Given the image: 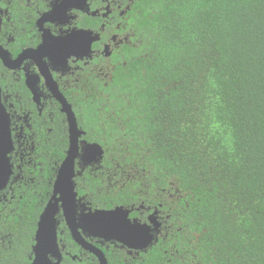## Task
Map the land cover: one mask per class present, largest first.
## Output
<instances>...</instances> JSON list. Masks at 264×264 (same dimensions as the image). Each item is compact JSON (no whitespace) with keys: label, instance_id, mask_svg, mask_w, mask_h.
<instances>
[{"label":"trees","instance_id":"obj_1","mask_svg":"<svg viewBox=\"0 0 264 264\" xmlns=\"http://www.w3.org/2000/svg\"><path fill=\"white\" fill-rule=\"evenodd\" d=\"M141 15L111 84L76 101L119 184L78 183L99 208L151 194L171 228L142 258L103 248L108 262L264 264V0H146ZM38 131L36 180L0 201V264H31L67 154V133ZM59 237L62 264H99L64 223Z\"/></svg>","mask_w":264,"mask_h":264},{"label":"flooded vegetation","instance_id":"obj_2","mask_svg":"<svg viewBox=\"0 0 264 264\" xmlns=\"http://www.w3.org/2000/svg\"><path fill=\"white\" fill-rule=\"evenodd\" d=\"M145 3L146 0H0V86L3 103L11 115L14 140L9 154L13 173L8 186L0 191V201L8 200L20 183L36 180L30 169L34 170L38 164V139L42 133L38 129L44 128L51 134L61 130L69 139L68 116L57 94H62L72 105L84 131L80 141H88L76 101L86 99L84 95L91 94V89L108 87L119 65L126 64L127 54L137 45L136 27H140ZM73 45L75 50L69 48ZM75 170L78 197L83 198L88 208L99 207L88 193H80L84 186H79V178L85 180L87 173H100L107 175L108 189L119 184L114 179L117 171L114 174L104 164V154L99 160L84 161L78 157ZM52 195L53 187L50 198ZM146 195V199L112 208L125 206L131 209L130 218L156 224L158 242L169 233V215L151 194ZM59 219L60 225L64 223L69 230L62 213ZM92 242L103 251L111 246L120 249L126 260L142 258L151 247L139 250L104 239ZM65 249L66 245L63 253Z\"/></svg>","mask_w":264,"mask_h":264},{"label":"water","instance_id":"obj_3","mask_svg":"<svg viewBox=\"0 0 264 264\" xmlns=\"http://www.w3.org/2000/svg\"><path fill=\"white\" fill-rule=\"evenodd\" d=\"M90 44L91 41L88 49ZM69 48L74 49L75 46ZM57 96L63 104V111L68 116L69 147L65 159L58 168L53 195L40 215L31 264H62L65 244L59 237L60 213L67 223L72 238L82 248L95 254L100 264H109L108 258L105 252L92 242L93 239L119 242L133 249H148L157 242L156 224L143 223L138 219L130 218L131 209L125 206L112 209L88 208L83 198L78 197L74 179L76 159L80 157L84 161L99 160L103 157L104 148L98 142L80 141L84 131L79 127L72 105L62 94ZM81 146L82 152H80ZM13 148L11 115L3 103L0 86V191L8 186L13 173L9 156ZM142 230L147 231L146 238Z\"/></svg>","mask_w":264,"mask_h":264},{"label":"snow or ice","instance_id":"obj_4","mask_svg":"<svg viewBox=\"0 0 264 264\" xmlns=\"http://www.w3.org/2000/svg\"><path fill=\"white\" fill-rule=\"evenodd\" d=\"M142 234H143V235H144V237L146 238L147 231H146V230H142Z\"/></svg>","mask_w":264,"mask_h":264}]
</instances>
